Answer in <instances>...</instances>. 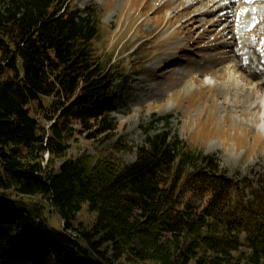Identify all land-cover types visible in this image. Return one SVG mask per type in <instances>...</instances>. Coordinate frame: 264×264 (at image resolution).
<instances>
[{
  "label": "trees",
  "instance_id": "trees-1",
  "mask_svg": "<svg viewBox=\"0 0 264 264\" xmlns=\"http://www.w3.org/2000/svg\"><path fill=\"white\" fill-rule=\"evenodd\" d=\"M82 12L0 0V264H264V177L232 178L168 120L132 163L67 157L77 134L114 138L129 72L104 64L97 10Z\"/></svg>",
  "mask_w": 264,
  "mask_h": 264
},
{
  "label": "rangeland",
  "instance_id": "rangeland-1",
  "mask_svg": "<svg viewBox=\"0 0 264 264\" xmlns=\"http://www.w3.org/2000/svg\"><path fill=\"white\" fill-rule=\"evenodd\" d=\"M73 1L83 10L82 15L87 9L97 10L101 30L97 47L104 64L109 66L121 60L128 65L129 72L126 85L116 100L119 107L114 116L118 129L114 138L101 142L99 137L89 140L88 134H77L67 157L87 151L97 158L109 157L117 164L132 163L137 158L138 147L145 145L149 136L166 129L168 120L172 133L192 149L216 157L232 178L264 177V131L259 129L260 122L255 119L264 112L260 97L264 95V52L260 49L264 36L255 41L254 37L262 36L263 32L249 34L246 31L254 27L247 21L255 18L261 22L262 13L244 17L246 28H242L239 21L244 11L241 10L236 18L242 34L237 35L240 41L227 45V37L221 33L227 22L218 24L219 30L214 27L225 12L199 17L198 13L208 8L193 5L195 0ZM233 1L224 0L222 4L230 5ZM228 11L231 17L232 11ZM261 31H264V23ZM244 40L252 47L242 49L240 42ZM177 45L184 47L179 51L182 53L176 54L172 49ZM233 48L239 50L237 54ZM253 51L257 52L255 65L260 67V76H250L248 80V74H243L244 78L239 74V101L235 103L225 85L229 78V70L223 74L225 66L236 63L250 69L253 62L247 63L245 52ZM165 56L173 57L174 61L159 73L155 68ZM224 60L228 61L224 64ZM137 65L140 66L137 68ZM236 70L238 67L234 66ZM259 82L262 89L258 94L251 93ZM117 86H121L120 79ZM49 127L50 123L46 125ZM118 144L122 146L118 148ZM61 163L57 160L56 168ZM29 199L37 200L38 197ZM46 216L49 224L60 228L63 222L56 214ZM93 218L94 213L85 205L76 215V223L89 224Z\"/></svg>",
  "mask_w": 264,
  "mask_h": 264
},
{
  "label": "bare ground",
  "instance_id": "bare-ground-1",
  "mask_svg": "<svg viewBox=\"0 0 264 264\" xmlns=\"http://www.w3.org/2000/svg\"><path fill=\"white\" fill-rule=\"evenodd\" d=\"M224 0H195V2L193 3V5H202L206 8H208L206 11H201L198 13L197 16L201 17V16H207V17H213L215 15H217L220 11H224L225 14H223L222 16L219 17L218 21L216 22L217 26L215 25L214 27H217V29L219 30V25H221L223 22H227L228 26L224 29L221 30L222 36L227 37V41L226 44L229 45L231 42H236L239 43L240 41V37L239 39L237 38V35H240L241 32L239 33V29L236 27V20H235V16L230 17L229 13V9L232 12L237 11L239 8L242 7V15L244 17H254L252 15H264V9H263V4H264V0H234L233 4L229 7V5H226V3H223ZM257 7V8H256ZM217 8V11H214L213 9ZM213 11V12H211ZM221 13V12H220ZM196 17V16H195ZM241 20V19H240ZM247 23L253 24L254 27H252L251 29H246L247 33L251 34V33H256V32H263L262 36H255L254 40L255 41H259L263 36H264V31H261L262 29V25L264 23V18H262L261 22L260 21H256L255 18L250 19L247 21ZM239 24L242 25V28H246L245 27V21H239ZM244 31V30H243ZM229 32V33H227ZM231 33V36H230ZM242 35V34H241ZM221 37V36H220ZM224 42V41H223ZM242 44V49L247 50V48L252 47V44L247 42V41H241L240 42ZM229 47V46H228ZM184 47H182L181 45H177L175 47H173L172 49H174L175 52H179L183 49ZM228 49V48H227ZM262 51L264 52V44L261 46ZM239 50L237 48H233V52L235 54H237ZM246 54V60L247 63L253 62V64L250 66V69H245L242 66V64H236L234 63L231 67L230 66H225L224 72L223 74L226 75L228 70V75L229 78L225 81V85L227 88V91L233 94L234 97V101L235 103L237 101H239V98L237 99V95L239 93V74L241 75L240 78H244L243 74H248V80L250 79V76H252L253 78H258V70L260 69L259 66H256L255 63L258 62V57H257V52L253 51V52H245ZM165 61H167L168 63H172L173 57L167 56ZM225 62H223L224 64L228 61L224 60ZM230 61V60H229ZM243 62V61H242ZM168 63H164L163 64L166 66ZM159 66V65H158ZM234 66L238 67V70L234 71ZM159 73L163 72L165 69H161L160 67L155 68ZM239 70H241V73H239ZM260 76V75H259ZM258 80H254L253 82H256ZM260 82L255 84V89L254 91H252L251 93L255 94V92L257 93V91L261 90L262 87ZM164 89H162L163 91ZM258 94V93H257ZM261 97V102H262V107L264 108V95H260ZM258 107V106H257ZM259 110V109H258ZM256 121L260 122L258 123L259 125V129L264 131V112L263 114H261V116H257Z\"/></svg>",
  "mask_w": 264,
  "mask_h": 264
}]
</instances>
